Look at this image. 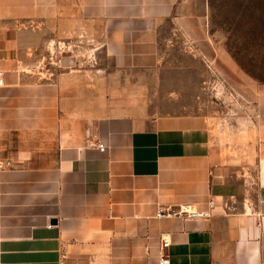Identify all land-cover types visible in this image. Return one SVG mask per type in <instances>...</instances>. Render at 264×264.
Masks as SVG:
<instances>
[{"label": "crops", "instance_id": "1", "mask_svg": "<svg viewBox=\"0 0 264 264\" xmlns=\"http://www.w3.org/2000/svg\"><path fill=\"white\" fill-rule=\"evenodd\" d=\"M207 9L0 0V264H158L162 239L168 264H264V116L239 145L203 114L124 106L165 94V50L201 51ZM75 35L97 71L57 54ZM179 206L206 214L156 215Z\"/></svg>", "mask_w": 264, "mask_h": 264}, {"label": "rangeland", "instance_id": "2", "mask_svg": "<svg viewBox=\"0 0 264 264\" xmlns=\"http://www.w3.org/2000/svg\"><path fill=\"white\" fill-rule=\"evenodd\" d=\"M198 13L202 14L200 7ZM66 40L65 50H83L75 64L97 71L102 62L93 39L75 35L69 43ZM198 40L201 51L194 49V56L165 50V62L173 72L158 88L165 96L156 94L150 105L124 106L203 114L226 129L235 143H252L255 122L264 116V0H208L207 33Z\"/></svg>", "mask_w": 264, "mask_h": 264}, {"label": "built area", "instance_id": "3", "mask_svg": "<svg viewBox=\"0 0 264 264\" xmlns=\"http://www.w3.org/2000/svg\"><path fill=\"white\" fill-rule=\"evenodd\" d=\"M65 50V47L62 45H58L57 54H62ZM51 61V60H50ZM52 63L58 64L61 63V57L58 55H54V59L51 61ZM4 83V69L0 65V86ZM97 147L99 150H104L105 144L104 142H97ZM5 163H8V161H5ZM3 166V161L0 160V167ZM209 203H212V200L209 201ZM205 215L206 212H198L196 210H191L187 207L179 206L177 208H171V207H161L158 209L156 215L158 217L162 216H180V217H197L200 215ZM169 244V241L167 239H162L159 249V258H158V264H168L169 258L167 253H165L164 248L167 247Z\"/></svg>", "mask_w": 264, "mask_h": 264}]
</instances>
